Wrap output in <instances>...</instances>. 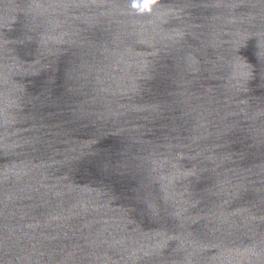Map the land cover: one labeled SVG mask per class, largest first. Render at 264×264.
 Here are the masks:
<instances>
[{"label":"water","instance_id":"95a60500","mask_svg":"<svg viewBox=\"0 0 264 264\" xmlns=\"http://www.w3.org/2000/svg\"><path fill=\"white\" fill-rule=\"evenodd\" d=\"M0 264H264V0H0Z\"/></svg>","mask_w":264,"mask_h":264}]
</instances>
